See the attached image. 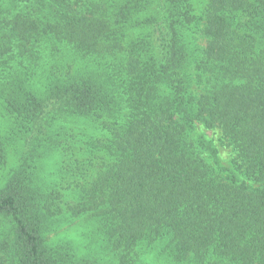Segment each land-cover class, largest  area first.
I'll return each instance as SVG.
<instances>
[{"label": "trees", "instance_id": "1", "mask_svg": "<svg viewBox=\"0 0 264 264\" xmlns=\"http://www.w3.org/2000/svg\"><path fill=\"white\" fill-rule=\"evenodd\" d=\"M0 264H264V0H0Z\"/></svg>", "mask_w": 264, "mask_h": 264}, {"label": "rangeland", "instance_id": "2", "mask_svg": "<svg viewBox=\"0 0 264 264\" xmlns=\"http://www.w3.org/2000/svg\"><path fill=\"white\" fill-rule=\"evenodd\" d=\"M9 159H10V162H9V164L6 165V167L4 168L2 174H6L8 172V169L10 168L11 164L14 162V156L11 154V157ZM51 161H54V160L52 159V160L46 161L47 164L45 166L46 167L45 168L46 169L45 173L47 175L50 173V171L54 170V168H55L54 165L52 164L53 162H51ZM82 222H83V218H77L76 220H74V223H72V225L70 226V229L74 231L73 226L79 225ZM66 225H67V223L63 224L62 227H66ZM71 230H69L67 232L62 231L61 233H59L58 236H60V237H68V238L70 237V238L76 239L77 238V236H76L77 234L75 233V231L73 232ZM53 238H54V236H53Z\"/></svg>", "mask_w": 264, "mask_h": 264}]
</instances>
